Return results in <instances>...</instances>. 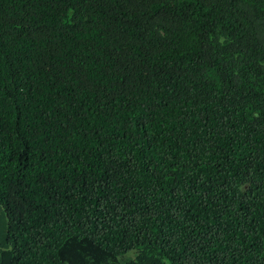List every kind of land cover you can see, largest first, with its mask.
I'll return each instance as SVG.
<instances>
[{
	"label": "trees",
	"instance_id": "16d2710c",
	"mask_svg": "<svg viewBox=\"0 0 264 264\" xmlns=\"http://www.w3.org/2000/svg\"><path fill=\"white\" fill-rule=\"evenodd\" d=\"M0 264H264V0H0Z\"/></svg>",
	"mask_w": 264,
	"mask_h": 264
}]
</instances>
